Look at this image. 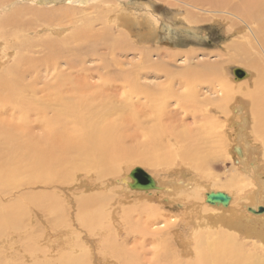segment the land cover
I'll use <instances>...</instances> for the list:
<instances>
[{
  "label": "bare ground",
  "instance_id": "1",
  "mask_svg": "<svg viewBox=\"0 0 264 264\" xmlns=\"http://www.w3.org/2000/svg\"><path fill=\"white\" fill-rule=\"evenodd\" d=\"M87 10L84 25L53 20ZM214 29L239 89L216 110L232 129L218 143L172 123L217 76V62L192 64ZM164 35L191 46L162 48ZM253 55L264 64V0H0V264H264ZM209 148L233 162L224 185ZM136 167L157 187L132 189Z\"/></svg>",
  "mask_w": 264,
  "mask_h": 264
},
{
  "label": "rangeland",
  "instance_id": "2",
  "mask_svg": "<svg viewBox=\"0 0 264 264\" xmlns=\"http://www.w3.org/2000/svg\"><path fill=\"white\" fill-rule=\"evenodd\" d=\"M162 6L164 7V5H162V4L159 5V8L160 9L163 8ZM55 15H57V16H55ZM53 16H54L53 20L56 21V23H58V24H61V22H62V25L63 24L67 25V24H71L73 21L75 23H78L79 25H81V24L84 25V23L86 21L90 20L89 17L94 16V15L92 13H90V10H87V11H83V12L82 11L73 12L69 16L64 15V14L59 12L57 14H53ZM58 21H60V22H58ZM83 21H85V22H83ZM75 26L76 25H73L72 27L74 28ZM213 32L215 34L213 36H211L210 39L208 40V42L206 43V46H207L206 50L200 51V54L198 53V56H197L198 58L195 57L194 59H192V64H195V62H207V63L217 62V63H219L218 70L215 72V74L217 73L216 74L217 76L216 77L214 76V78L206 77L207 79L197 83L196 87L200 91L199 92V99L202 102H200L196 105H192L191 102L186 101L184 108L180 109L181 112L179 113V116L181 118L180 119L181 122L180 121H173L172 123L174 126L180 125V129H182V130L184 129L186 132L193 130L196 133H198L199 135H204V137L207 138V141L209 140L211 142L214 140L213 142L218 143L219 138H220L219 136L222 133L228 134L229 132H232V129H230L231 127L228 126V123L226 120L227 116L224 112L227 110L229 103H231L234 100V98L237 94V91L239 90V89H237L238 88L237 86H233L234 82L232 81V73H231L232 68L234 66H238V65L236 63L224 64V63H226L225 60L227 59V55L224 52H222L223 55H219V53H220L219 50L221 48L220 45L222 43L219 40L222 39L223 35L217 29H214ZM166 37H167V35L163 36V38H162L163 43H162L161 47L162 48H168L170 51H181V50L184 51V50L189 49L191 46L189 41L178 42V44H175L172 40H169L170 39L169 37H167V38ZM165 38L167 40H165ZM218 43H219V45H218ZM136 49L135 48L133 49L135 52L130 50L132 52H129L127 55V58L132 60L133 62H136L138 60V56H139ZM206 51L210 52V54H204ZM156 56L157 55H155L154 58H157ZM185 56H186L185 54H184V56H183V54L178 55L176 64L182 65V66L188 65L187 64L188 62H184V60L186 59ZM123 57L126 58V55H124ZM252 58H254V55L252 56ZM254 59L257 60V62H259V64H261L260 66L263 69L262 74L264 75V67H263L264 64H263V62L261 60H259V57H257V56H255ZM224 66L226 68L225 72L222 71ZM218 73H220V75H218ZM218 76H220V77H218ZM223 77H225L226 80ZM223 79L225 80L224 83H226V86H223L222 83H219V80L222 81ZM209 80H212V82H211V84L208 85L207 83H210ZM204 81H206V82H204ZM213 81L215 83H213ZM227 81H228V83H227ZM217 82H218V84H217ZM215 84H216V86H215ZM231 87H233V88H231ZM234 87H237V88L234 89ZM224 88L225 89L227 88V89L224 90ZM217 89H219V90L217 92L213 93L214 90H217ZM180 91H182V90H180ZM220 91H221V93H220ZM216 93H217V95H216ZM218 100L219 101L221 100L223 103L221 101L219 102ZM201 104H202V110H201ZM218 109H222V110H224V112L223 113H217L216 110H218ZM217 137H219V138H217ZM140 141H141V139H139L138 141L137 140L134 141V143L137 142L139 144ZM225 146L229 147L227 145H225ZM209 150H210V148H209ZM208 153L210 155H212L213 157H215V160H212L208 166H209L210 170H212L213 172H217V173L222 175L221 176L222 181L221 180H218V181H220L221 185H224L225 182L227 181L226 176L229 175V172L230 173L232 172L231 168H232L233 162L230 159L229 160L225 159V157L222 155H221L222 157L219 156V158H218L215 150L214 151L210 150ZM210 180H216V179L212 178Z\"/></svg>",
  "mask_w": 264,
  "mask_h": 264
},
{
  "label": "water",
  "instance_id": "3",
  "mask_svg": "<svg viewBox=\"0 0 264 264\" xmlns=\"http://www.w3.org/2000/svg\"><path fill=\"white\" fill-rule=\"evenodd\" d=\"M234 75L236 79H241L247 76V73L241 68H235ZM129 177L131 178L129 186L132 189L150 190L157 187L153 178L140 167L134 168L130 172ZM207 200L211 203L227 205L230 201V197L223 192H211L207 195Z\"/></svg>",
  "mask_w": 264,
  "mask_h": 264
}]
</instances>
